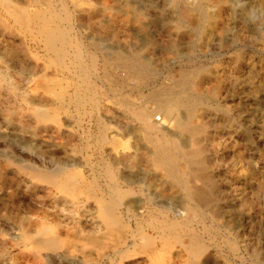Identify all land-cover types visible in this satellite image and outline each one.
Returning <instances> with one entry per match:
<instances>
[{
    "label": "bare ground",
    "instance_id": "obj_1",
    "mask_svg": "<svg viewBox=\"0 0 264 264\" xmlns=\"http://www.w3.org/2000/svg\"><path fill=\"white\" fill-rule=\"evenodd\" d=\"M26 2L0 0V30L10 36L0 55L8 69L16 59L20 71L0 74V110L31 139L5 162L30 178L26 193L50 200L53 212L31 199L20 203L26 216L9 213L18 220L24 249L31 246L41 264H220L219 247L240 264H264L260 240L253 238L264 223V96L261 101L255 86H264V73L262 79L254 67L243 72L242 56L229 66L222 60L211 68L203 64L208 40L226 47V33L232 34L223 12L205 11L220 0L171 1L174 12L161 22L176 25L165 35L155 33L160 19L144 10L142 0H134L126 16L110 19L117 27L88 34L82 33V0L49 1L48 10L36 13L29 12L31 4L23 7ZM235 6L251 16L264 0H235ZM242 28L240 43L248 34ZM106 30L114 35L100 38ZM16 31L30 43L13 42ZM194 33L197 48L191 50ZM97 57L100 70L85 60ZM243 82L253 101L245 133L260 160L239 170L243 154L232 135L242 129L241 105L227 101L223 91L225 83L241 90ZM209 102H216L211 115L221 122L207 119ZM85 115L86 133L96 137L97 164L37 151L58 149L44 139L46 123L68 126L74 117L81 125ZM227 150H236V164L222 176L217 169L227 163ZM2 170L0 163V178ZM7 197L17 203L15 194Z\"/></svg>",
    "mask_w": 264,
    "mask_h": 264
},
{
    "label": "rangeland",
    "instance_id": "obj_2",
    "mask_svg": "<svg viewBox=\"0 0 264 264\" xmlns=\"http://www.w3.org/2000/svg\"><path fill=\"white\" fill-rule=\"evenodd\" d=\"M25 1H27L26 3H24L26 6L23 5V7L24 8L26 7L27 10H29V8L31 7L29 12L34 13L36 10L38 11L39 9L40 11L48 10L50 6H52L51 3H54L57 0L55 1L54 0H30V1L25 0ZM49 1L51 2L50 5H49ZM67 1L70 2V0H67ZM82 1H83L82 6H81L82 11H83L82 17L85 22V27L84 29H82L83 34H88L89 30L99 28V27H104V28L117 27L116 25L113 26L109 24L110 19L116 18L118 16L119 17L126 16L128 12L131 13L132 4L134 2V0H82ZM171 1L173 0H142V7L144 8V10L146 9L149 10L158 18V20L160 19L159 20L160 23H157V25H155L158 28L157 31L155 32L156 34L165 35L167 30L169 29L173 30L175 28L176 23H172L169 25L165 22H161V21H164L162 20V17L165 18V14L174 12ZM239 1L241 5H244L245 0H239ZM219 4L215 6L208 5L205 11L210 15H214V14L217 15V13L223 12L224 13L223 24L226 27L229 26V29L232 30V34H234V37L232 39V36H231L232 34L226 33V38H228L227 41H229L227 42L226 47H220L219 45H217V43L212 41V39H209L207 43L208 44L207 50L209 52V57L207 58L206 61L203 62V64L211 68V67H214L220 64L221 62L219 61L222 60V61H225V63H228L227 66H229L231 63V60H230L231 58L233 59V58H236L237 56H242L243 72H246L249 68L251 69L254 67V69L259 73L260 77L263 79L262 75L264 73V70H263L264 69V8H262V6L261 7L257 6L256 7L257 9L255 8L252 9L253 13L251 14V16H248V15L246 16L245 14H241L242 9L235 6V0H231V1L230 0H220ZM60 6L61 4L56 5L57 8H59ZM63 16L66 17L65 14ZM64 22L66 21L60 22L61 23L60 25L62 26L66 25V23ZM240 28L246 30V32L248 33L247 38L244 43H240V41L237 40V35L239 33L238 29ZM183 30L184 29H182V31ZM22 34L23 33L21 31H16L15 34L11 36L12 38L11 40L13 42L17 41L15 42L16 44L23 43V44L28 45L30 43L29 38L24 37L25 35H22ZM113 35L114 34L110 30H106L104 33L101 34L100 38L108 39V38H111V36ZM9 37L10 36H8L6 33L0 30V44L3 43V40H7V38ZM155 38L157 37L155 36ZM197 41H198L197 35L193 36L191 47H190L191 50H195L197 48L196 47ZM4 60H7V58H5V56L3 55H0V65H1L0 74L1 75L9 76L11 74H16V75L20 74V71H18L19 64L17 63L16 59H12L11 62H9V65L11 67L9 69L7 68L5 64L3 65ZM85 60L88 63V66H91V67L94 66L97 69L101 68V65H102V62H100L101 58L97 57L96 59L97 61H94L93 59H89V58ZM255 83H256L255 85L256 89H258L259 91L257 96L259 97L261 101H263L264 86L260 87V84H258V82H255ZM224 86H225V90L223 91V97H225V99L229 102L232 101L234 102V104L236 103V105L238 103H240L241 105L237 110L240 113H242V120H241L242 129L236 130V128H234L235 133L232 136L234 140L239 141V143L241 144L240 147H241L242 154H243V161H242L243 167H241V169L239 170H242L243 168L247 166L246 164H248L252 160L254 161V163H257V161L260 160L259 155L255 151V147H252L249 141L250 140L249 135L245 133L246 123H247L246 121H247L248 104L253 103V101L250 100L251 97L247 95L246 90L248 89V87L244 82L242 83L241 90L238 89V86H234V85H230L226 83ZM42 89L43 88H41L40 91ZM2 96L4 97V95ZM17 103L23 107L27 106V104L24 103L23 100L19 96L17 97ZM207 105L209 106V107L207 106L209 109L208 113H206L207 119H209L211 122L212 120L214 121L215 118H217L216 120L221 122L222 120L221 117H215V116L212 117L211 115L213 113V109L216 107V102H209L207 103ZM3 112L4 111L0 110V163L3 165V170H2L3 174H2V178H0V264H41L39 261V257H37L38 256L37 252L34 253L35 251L34 249L31 248V246L28 247L27 250L24 249L25 248L24 242L20 239V235L22 234V231L19 229V224L17 222L18 220L14 219L15 218L14 215L13 217H10L9 213L16 214V215L18 214L19 216H22V217L26 216V214L22 213L23 209L20 208V203L21 204L24 202L28 203V200L31 201V199L34 200V202L33 200L31 201L33 202L32 203L33 206H36L38 209L44 206V208L47 209V211L49 209L48 212L51 213L53 209H51L52 205L50 204L52 203L49 202L50 200L48 199L33 198L31 194H27L25 191V186H27L30 183V178L26 174L18 173L14 167L8 166L6 164L5 162L6 158L13 157L16 155V150L19 147H21L20 142L22 140H24V142L31 141V139L29 137H25L28 135H25L23 133L19 125L8 124L5 118L3 117V114H6V113H3ZM70 118H71V121H70V125L68 126L59 125V124L56 125V123H46L45 125L48 126L47 128L48 133L45 134L44 139L46 138L48 145H51V146L56 145L58 149L56 151H48L49 149H47L44 146H41V148H38L37 151L40 153L41 152L47 153V155L49 154L48 152H53V155L56 158H66V157L71 158L72 157V159H75L77 162L81 163L83 166L85 165L87 158L91 164H97L96 161H98V153L96 149L97 147L94 144L96 137L91 138L86 133V130L89 128V125H88L89 117L85 115L81 125L78 124L77 120L74 117H73L74 119L72 117ZM226 138L229 139L228 137ZM66 139L73 140L75 147L67 145L65 141ZM89 147L91 148L89 149ZM74 148L75 150H73ZM233 151L227 150L223 153L224 157H226L227 163H225L224 166H221L222 168L219 167L217 169L218 173H220L222 176L223 175L229 176L227 173L232 171L230 169H233L231 164L233 165V162H234V165L236 164V160L234 161L236 150H233ZM259 163H260V166L264 168L263 161H259ZM83 168L84 167L80 166L78 167L77 170H82ZM236 177L238 176H235V178ZM238 178L235 180L241 179L242 181L241 184L243 185L245 183V177L239 176ZM9 194L16 195L17 203H13L11 202V200L8 199L7 196ZM262 207H264V202H262ZM261 212L264 215V210ZM31 216H32L31 217L32 219H36V215H31ZM262 223L261 225L263 226H261V231L258 232V236L255 233L253 238L260 240V249H261L262 255L264 256V223L263 224ZM215 249H214L215 251L214 253H216V255L219 257L220 264L221 262L223 264V262H227V261H231L232 262L231 264H233V262L234 264H240V261L238 259H235L232 256H228L225 252H222V250L219 247ZM52 264H59V263L53 262Z\"/></svg>",
    "mask_w": 264,
    "mask_h": 264
}]
</instances>
